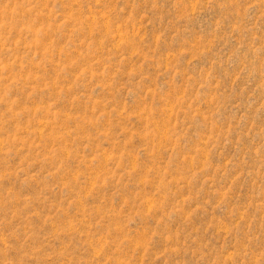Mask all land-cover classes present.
Wrapping results in <instances>:
<instances>
[{"label":"rangeland","instance_id":"rangeland-1","mask_svg":"<svg viewBox=\"0 0 264 264\" xmlns=\"http://www.w3.org/2000/svg\"><path fill=\"white\" fill-rule=\"evenodd\" d=\"M0 264H264V0H0Z\"/></svg>","mask_w":264,"mask_h":264}]
</instances>
